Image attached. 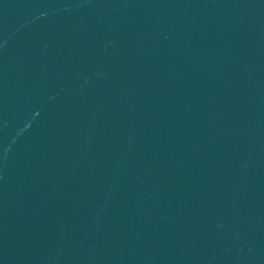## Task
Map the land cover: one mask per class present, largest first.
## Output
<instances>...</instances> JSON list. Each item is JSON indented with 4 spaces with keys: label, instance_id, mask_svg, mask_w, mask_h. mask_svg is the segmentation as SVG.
Segmentation results:
<instances>
[{
    "label": "water",
    "instance_id": "water-1",
    "mask_svg": "<svg viewBox=\"0 0 264 264\" xmlns=\"http://www.w3.org/2000/svg\"><path fill=\"white\" fill-rule=\"evenodd\" d=\"M0 264H264V0H0Z\"/></svg>",
    "mask_w": 264,
    "mask_h": 264
}]
</instances>
